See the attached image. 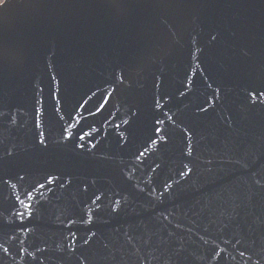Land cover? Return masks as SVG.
I'll list each match as a JSON object with an SVG mask.
<instances>
[{
  "label": "water",
  "instance_id": "95a60500",
  "mask_svg": "<svg viewBox=\"0 0 264 264\" xmlns=\"http://www.w3.org/2000/svg\"><path fill=\"white\" fill-rule=\"evenodd\" d=\"M0 264H264V0H3Z\"/></svg>",
  "mask_w": 264,
  "mask_h": 264
},
{
  "label": "rangeland",
  "instance_id": "374dc122",
  "mask_svg": "<svg viewBox=\"0 0 264 264\" xmlns=\"http://www.w3.org/2000/svg\"><path fill=\"white\" fill-rule=\"evenodd\" d=\"M3 2V0H0V4Z\"/></svg>",
  "mask_w": 264,
  "mask_h": 264
}]
</instances>
